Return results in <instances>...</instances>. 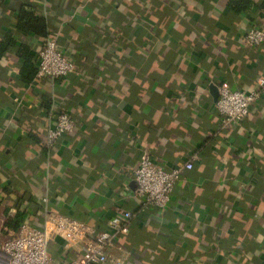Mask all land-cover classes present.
<instances>
[{
    "label": "crops",
    "instance_id": "0c3cea01",
    "mask_svg": "<svg viewBox=\"0 0 264 264\" xmlns=\"http://www.w3.org/2000/svg\"><path fill=\"white\" fill-rule=\"evenodd\" d=\"M22 7L77 71L37 76L48 36L18 27ZM252 26L264 28V0H0V232L43 226L46 207L109 229L119 208L138 210L134 169L149 151L166 169L194 167L166 210L133 218L113 257L264 264V43L245 42ZM221 86L261 92L243 122L223 125ZM63 111L75 130L49 147ZM50 248L55 264L80 253Z\"/></svg>",
    "mask_w": 264,
    "mask_h": 264
},
{
    "label": "built area",
    "instance_id": "2783aa9c",
    "mask_svg": "<svg viewBox=\"0 0 264 264\" xmlns=\"http://www.w3.org/2000/svg\"><path fill=\"white\" fill-rule=\"evenodd\" d=\"M245 42L252 46L262 45L264 28L250 27L245 34ZM38 56L37 76L40 78L63 77L77 71L75 61L60 48L57 32L45 39ZM260 95V91L247 92L221 86L217 108L223 125L243 122ZM75 127L76 122L71 115L61 112L56 125L48 131L46 144L55 146L63 135L73 132ZM193 167V162L187 161L166 169L154 161L149 151H144L134 169L135 196L139 203L137 211L119 208L109 222V229L99 230L85 220L56 213L46 207L43 226L24 222L14 234L0 232V264H55L50 253V244L55 240L67 247H77L80 251L79 256L65 264H127L123 259L113 257L111 252L131 231L133 218L138 213L153 209L166 210L184 171ZM47 200L45 197L44 201Z\"/></svg>",
    "mask_w": 264,
    "mask_h": 264
},
{
    "label": "trees",
    "instance_id": "16d2710c",
    "mask_svg": "<svg viewBox=\"0 0 264 264\" xmlns=\"http://www.w3.org/2000/svg\"><path fill=\"white\" fill-rule=\"evenodd\" d=\"M242 0H235L236 3ZM17 24L20 29L27 32L28 34H34L40 37H47L51 34L50 31L47 30V24L44 17H41L40 15L28 11L25 7H22L18 16H17ZM25 48H23L24 50ZM25 55V65H24V73L29 78L32 79V77L36 73V68L34 71L32 70V59L27 52ZM29 74V75H28ZM51 250V248H50Z\"/></svg>",
    "mask_w": 264,
    "mask_h": 264
}]
</instances>
